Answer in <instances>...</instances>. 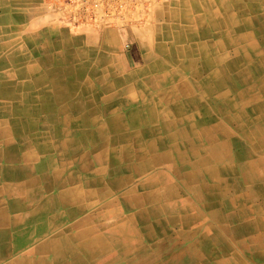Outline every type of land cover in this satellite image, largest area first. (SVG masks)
I'll return each mask as SVG.
<instances>
[{"label": "crops", "instance_id": "0c3cea01", "mask_svg": "<svg viewBox=\"0 0 264 264\" xmlns=\"http://www.w3.org/2000/svg\"><path fill=\"white\" fill-rule=\"evenodd\" d=\"M122 3L86 20L0 0V264H130L134 217L185 213L187 183L222 190L206 175L237 134L241 206L198 243L264 260V0Z\"/></svg>", "mask_w": 264, "mask_h": 264}, {"label": "rangeland", "instance_id": "374dc122", "mask_svg": "<svg viewBox=\"0 0 264 264\" xmlns=\"http://www.w3.org/2000/svg\"><path fill=\"white\" fill-rule=\"evenodd\" d=\"M240 139L241 135L237 134L232 143V147H234V151H232L234 158L233 174L222 172L218 174L219 179L217 183L214 182L216 188L219 183L222 190L214 191V193H207L201 190L199 191L201 192L199 193L200 195L209 197L200 199L196 196L198 193L193 192L194 190L192 191L195 183H187V188L184 191L186 196L184 204L186 203L185 207L186 205L188 206L185 208V213L181 211L182 209H178L175 212H172L170 209L169 213L160 215L162 218L167 219L162 224H155L151 220H146L145 217H141L140 219L134 217L133 262L130 264H221L224 258L227 259L226 264H264V260L244 256L245 252L242 251V247H234L235 254L233 256L227 254V250L226 256H222L219 253L221 251L220 244H210L206 248L207 253H218L215 259L209 260L205 256L203 246L198 243V237L201 233H205V239L211 243L215 241L211 238L213 233L209 227L216 228L221 222H225L226 212H228L225 201L229 197L233 196L235 206H241V191L244 182L247 184V181H244L243 168L240 165ZM205 168L207 167H203V169ZM206 178H209V175ZM221 180L229 181L228 185L221 184ZM208 184H211V182L208 181ZM211 194L212 198L210 197ZM182 205L183 202L181 201L180 208ZM184 218L190 220L185 224ZM184 224L185 227L183 229Z\"/></svg>", "mask_w": 264, "mask_h": 264}, {"label": "bare ground", "instance_id": "6f19581e", "mask_svg": "<svg viewBox=\"0 0 264 264\" xmlns=\"http://www.w3.org/2000/svg\"><path fill=\"white\" fill-rule=\"evenodd\" d=\"M215 1V0H214ZM257 1V0H256ZM165 2V1H164ZM195 8V7H194ZM196 9V8H195ZM255 15V14H254ZM253 23V22H252ZM256 23V22H255ZM233 36V35H232ZM243 36V35H242ZM164 39V38H163ZM244 40V39H243ZM260 40V39H259ZM258 43V42H257ZM214 45V44H213ZM259 45V44H258ZM260 46V45H259ZM239 48V47H238ZM213 49V48H212ZM221 49V48H220ZM252 49H253V47H252ZM206 50V49H205ZM211 51V50H210ZM247 54V53H246ZM246 54H245V52H242L238 57H237V60H235V62L239 65V64H241L242 63V61H243V58L246 56ZM248 55V57H251V53L250 54H247ZM257 56H258V54H257ZM254 57V56H253ZM256 57V56H255ZM154 58V57H153ZM250 59V58H249ZM251 60V66L253 67V68H257L259 65H261L262 64V61L261 60H259V58L257 59L256 58V60H255V58H253V60L252 59H250ZM256 63V64H255ZM107 64V63H106ZM258 65V66H257ZM260 67V66H259ZM241 68V67H240ZM251 70H253V71H255V73H257V71L258 72H260V69H251ZM186 72V71H185ZM152 73V72H151ZM248 73V72H247ZM236 74V73H235ZM237 75V74H236ZM223 77V76H222ZM246 77V76H245ZM249 77V76H248ZM247 77V78H248ZM258 77V76H257ZM249 80V79H248ZM255 80V79H254ZM247 81V80H246ZM222 82V81H221ZM227 82V81H226ZM256 82V81H255ZM218 83V82H217ZM251 85V84H250ZM257 86V85H256ZM251 87V86H250ZM240 89V88H239ZM238 89V90H239ZM242 89V88H241ZM249 89V88H248ZM253 89H254V87H253ZM252 90V89H251ZM250 90V91H251ZM237 92V91H236ZM238 92H240V91H238ZM237 94V93H236ZM245 94V93H244ZM243 94V95H244ZM258 94V93H257ZM260 94V93H259ZM34 95V94H33ZM242 95V94H241ZM247 95V94H246ZM240 96V95H239ZM261 96V95H260ZM21 97V96H20ZM241 97V96H240ZM210 98V97H209ZM248 99H250V97L248 98ZM224 101V100H223ZM246 101V100H245ZM255 101V100H254ZM37 103V102H36ZM226 103V102H225ZM254 103V102H253ZM233 104H235V103H233ZM260 104V103H259ZM163 105V104H162ZM254 105V104H253ZM261 105V104H260ZM260 108V107H259ZM222 109V108H221ZM229 109V108H228ZM239 109V108H238ZM250 109V108H249ZM252 109V108H251ZM261 109V108H260ZM113 110V109H112ZM102 111V110H101ZM254 111V110H253ZM261 111V110H260ZM238 112V111H237ZM236 112V113H237ZM262 112V111H261ZM112 113V112H111ZM235 118V117H234ZM236 119V118H235ZM169 121V120H168ZM221 122V121H220ZM218 123L216 126L219 128V130H221V129H223L222 128V126H220L221 125V123ZM256 123H258V122H256ZM241 125V124H240ZM226 125H224L223 127H225ZM241 127H242V125L239 127L240 129H241ZM36 129V128H35ZM222 131V130H221ZM253 131L255 132V133H257V135L258 134H261V132H262V129H261V127L259 126V125H257V126H255L254 128H253ZM145 132V131H144ZM223 132V131H222ZM227 132V131H226ZM225 133V132H224ZM226 134V133H225ZM233 134V133H232ZM215 135V134H214ZM227 136V135H226ZM228 136H230V133L228 134ZM228 136H227V139H228ZM239 137V136H238ZM220 138V137H219ZM261 139V138H260ZM262 140V139H261ZM137 141V140H136ZM226 141H228V140H226ZM226 141L224 140V139H219L218 140V150L219 151H217V154H218V156H217V158L216 159H218V161L220 162H226V161H228V159H226V158H228L229 157V154H228V150H227V147H228V145L226 144ZM260 141V140H259ZM159 144V143H158ZM146 147V146H145ZM234 148V147H233ZM251 149V148H250ZM198 151V150H197ZM244 153V152H243ZM192 154V153H191ZM195 155V154H194ZM83 156V155H82ZM31 157V156H30ZM143 157V156H142ZM249 162V161H248ZM256 162H258V161H256ZM230 163V162H229ZM252 165V164H251ZM144 166V165H143ZM262 166H264V165H262ZM145 167V166H144ZM237 167V166H236ZM256 169V168H255ZM254 169V170H255ZM258 169V168H257ZM260 169V168H259ZM211 171H209L208 173H207V175H209V176H211L210 174L211 173H217V171H218V173H225V174H229V173H231V172H233V171H230V170H233V166H230V165H228V166H226V165H218V166H216V167H214V168H212V169H210ZM239 170H240V166H239ZM261 170V169H260ZM137 171V170H136ZM173 171V170H172ZM192 171V170H191ZM190 171V172H191ZM140 172V171H139ZM259 172V171H258ZM206 175V176H207ZM190 176H192V177H195L196 175L195 174H192V175H190ZM137 177V176H136ZM204 177V176H203ZM200 178V177H199ZM54 182V181H53ZM225 183L224 184H226V181H224ZM221 183V182H220ZM194 184V183H193ZM204 184V181H202V182H199V183H197L196 184V187H195V189H194V191L195 192H197L198 194V196H199V198H203L204 196H202V195H200L199 193H201V192H199V191H205V190H212V188H214V186H207V185H205V186H202ZM147 186V185H146ZM148 186H150V185H148ZM200 186H202V188L200 187ZM153 188V187H152ZM193 188H194V186H193ZM56 193V192H55ZM169 200V199H168ZM117 201V200H116ZM134 202V201H133ZM186 204V203H185ZM173 208H174V206H172V205H169L168 207H167V209H169V211H170V209H171V211L173 212ZM150 209V208H149ZM146 211V210H145ZM157 211V210H156ZM147 212V211H146ZM152 212H154V211H152ZM84 214V213H83ZM136 216V215H135ZM149 217V216H148ZM147 217V218H148ZM178 217V216H177ZM144 220V219H143ZM188 220H190V219H188ZM187 219L185 220L186 222L188 221ZM165 221H167V219H161L160 221H158V222H156L155 224H162L163 222H165ZM147 224V223H146ZM215 225V224H214ZM137 227V226H136ZM140 227V226H139ZM138 227V228H139ZM145 227H146V225H145ZM148 227V226H147ZM156 231V230H155ZM141 232V231H140ZM146 232V231H145ZM157 232H158V230H157ZM139 236V235H138ZM149 236V235H148ZM137 238V237H136ZM203 238V237H202ZM138 239V238H137ZM142 239V238H141ZM204 240V239H203ZM141 243V242H140ZM142 246V245H141ZM140 246V247H141ZM201 247V246H200ZM209 246H205V249L203 250L204 252H205V254H208V255H210V252H208L207 253V251H206V248H208ZM191 249H194V248H191ZM197 249V248H196ZM135 251V250H134ZM144 251V250H143ZM222 251V250H221ZM137 252V251H136ZM145 252V251H144ZM223 252V251H222ZM198 253V252H197ZM208 259V258H207ZM223 260V259H222ZM126 263V262H125ZM222 263L223 264H226V261H222ZM221 263V264H222ZM241 263V262H240Z\"/></svg>", "mask_w": 264, "mask_h": 264}, {"label": "built area", "instance_id": "2783aa9c", "mask_svg": "<svg viewBox=\"0 0 264 264\" xmlns=\"http://www.w3.org/2000/svg\"><path fill=\"white\" fill-rule=\"evenodd\" d=\"M66 7L86 20L94 17L95 13L103 10L106 17H111L115 14V9L123 6L122 0H59Z\"/></svg>", "mask_w": 264, "mask_h": 264}]
</instances>
